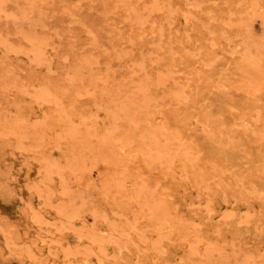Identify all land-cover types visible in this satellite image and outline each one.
I'll list each match as a JSON object with an SVG mask.
<instances>
[{
	"label": "rangeland",
	"instance_id": "rangeland-1",
	"mask_svg": "<svg viewBox=\"0 0 264 264\" xmlns=\"http://www.w3.org/2000/svg\"><path fill=\"white\" fill-rule=\"evenodd\" d=\"M0 6L1 126L15 122L32 130L26 139L37 141L19 144L0 126V264H32L23 254L30 242L45 264H264V90L248 91L235 67L250 50L264 67V0H3ZM33 35L44 43L40 56L32 50ZM139 86L147 106L128 105L141 127L177 132L190 151L182 167L177 159L168 166L139 154L127 140L130 125L106 120L113 101ZM39 87L56 103L32 99ZM58 111L73 122L80 118L74 124L81 133L68 142L54 137L65 125ZM108 125L123 144L125 169L109 179L104 167L85 181L81 165L66 159L91 153L93 131L101 135ZM86 131L90 138L80 142ZM53 141H63L56 146L65 152L76 149V156L67 152L74 159ZM47 157L69 167L63 163L57 177L62 169H46ZM133 179L152 185L169 206L174 228L160 232L140 217L125 195ZM65 187L77 196L72 223L58 212L74 197ZM132 219L139 225L128 244L116 242L111 227L125 228ZM89 232L102 240L91 242Z\"/></svg>",
	"mask_w": 264,
	"mask_h": 264
},
{
	"label": "bare ground",
	"instance_id": "bare-ground-1",
	"mask_svg": "<svg viewBox=\"0 0 264 264\" xmlns=\"http://www.w3.org/2000/svg\"><path fill=\"white\" fill-rule=\"evenodd\" d=\"M35 1V0H34ZM2 2H3V0H0V3L2 4ZM79 2V1H78ZM106 2V1H105ZM113 2H115V1H113ZM160 3V2H159ZM30 5V6H29ZM105 5V4H104ZM103 5V6H104ZM21 6V5H20ZM28 6L29 7H32L33 6V4H28ZM122 6V5H121ZM127 6V5H126ZM1 7V6H0ZM124 7V6H123ZM64 9V8H63ZM114 9H115V6H114ZM127 9L129 10V8L127 7ZM30 10V9H29ZM93 10V9H92ZM150 10H152V9H150ZM36 13V12H35ZM16 14V13H15ZM116 14V13H115ZM41 15V14H40ZM16 16V15H15ZM39 18V17H38ZM41 18V17H40ZM118 18V17H117ZM123 18V17H122ZM112 19V18H111ZM42 20V19H41ZM134 22H135V20H134ZM13 24V23H12ZM82 24V23H81ZM14 25V24H13ZM43 26V25H42ZM113 26V25H112ZM141 26V25H140ZM28 27V26H27ZM47 27V26H46ZM45 27V28H46ZM7 28V27H6ZM42 28V27H41ZM19 30H20V28H19ZM18 30V31H19ZM161 30V29H160ZM48 31V30H47ZM25 32V31H24ZM45 33V32H44ZM17 34V33H16ZM45 35V34H44ZM2 36V35H1ZM35 35H33V37L32 38H30V41H31V43H32V46H33V49L32 50H34L35 51V53L37 54V55H39L40 56V54H41V52L44 50V48H43V46H42V44H44V43H40V42H42V40H41V38H37V36H35ZM6 37V36H5ZM4 37V38H5ZM43 37V36H42ZM2 38V37H1ZM47 39V38H46ZM40 42H39V41ZM9 42V41H8ZM2 43V42H1ZM10 43V42H9ZM47 44V43H46ZM167 45V44H166ZM253 45V44H252ZM238 46V45H237ZM246 46V45H245ZM5 47V46H4ZM243 47H244V45H243ZM242 47V49L243 50H245L244 48ZM7 48H9V47H7ZM20 48V47H19ZM248 48H250V46L248 45ZM6 49V48H5ZM257 50V49H256ZM8 51V50H7ZM252 50H250L249 52H245L244 53V55H243V53H242V58L240 57V59H239V61L237 62V64L235 65V67L237 66V69H238V71H239V73H240V80H241V82L245 85V87L247 88V90L248 91H250V92H254V91H258L257 93H260V90L262 91V90H264V67H260V66H262V65H260L259 64V61L257 60V59H255V57H253V55L250 53ZM17 52V51H16ZM238 52V51H237ZM32 53V52H31ZM85 53V52H84ZM253 53V52H252ZM90 54V53H89ZM238 54V53H237ZM256 54H257V52H256ZM82 56V55H81ZM80 56V57H81ZM89 56V55H88ZM239 56V55H238ZM237 56V57H238ZM43 57V56H42ZM83 57H85V55H83ZM94 57V56H93ZM96 57V56H95ZM6 58V57H5ZM33 58V57H32ZM92 58V57H91ZM78 59V58H77ZM90 59V58H89ZM88 59V60H89ZM237 59V58H236ZM4 60V59H3ZM43 60V59H42ZM47 60V59H46ZM98 60V59H97ZM6 61V60H5ZM93 61V60H92ZM179 61V60H178ZM41 62V61H40ZM83 62V61H82ZM96 62V61H95ZM90 63H92V62H90ZM34 64H36V63H34ZM34 64H33V66H34ZM41 64V63H40ZM27 65V64H26ZM44 65V64H43ZM96 65V64H95ZM99 65H101V64H99ZM79 66V65H78ZM11 67V66H10ZM46 67V66H45ZM114 67V66H113ZM74 68V67H73ZM105 68V67H104ZM234 68V67H233ZM68 69V68H67ZM114 69V68H113ZM235 69V68H234ZM236 69V70H237ZM19 71V70H18ZM3 72V71H2ZM8 72V71H7ZM12 72V71H11ZM71 72V71H70ZM181 72V71H180ZM66 73V72H65ZM1 74V73H0ZM9 74V73H8ZM13 74V73H12ZM17 74H18V72H17ZM89 74H90V72H89ZM91 74H93V73H91ZM96 74V73H95ZM94 74V75H95ZM102 74V73H101ZM134 74V73H133ZM6 75V74H5ZM14 75V74H13ZM19 75V74H18ZM79 75H81V74H79ZM2 76V75H1ZM78 76V75H77ZM85 76V75H84ZM89 76V75H88ZM129 76L131 77V74H129ZM239 76V75H238ZM5 77H7V76H5ZM4 77V78H5ZM16 77V76H15ZM80 77V76H79ZM8 78V77H7ZM13 78V77H12ZM103 78V77H102ZM146 78V77H145ZM14 79V78H13ZM16 79H18V78H16ZM47 79V78H46ZM76 79V78H75ZM79 79V78H78ZM82 79V78H81ZM94 79V78H93ZM113 79V78H112ZM140 79V78H139ZM3 80V79H2ZM8 80H9V78H8ZM24 80V79H23ZM18 81V80H17ZM20 81V80H19ZM60 81V80H59ZM123 81V80H122ZM152 81V80H151ZM187 81V80H186ZM7 82V81H6ZM106 82V81H105ZM137 81H135V83H136ZM153 82V81H152ZM233 82V81H232ZM240 82V81H239ZM2 83V82H1ZM13 83V82H12ZM23 83V82H22ZM71 83H72V81H71ZM120 83H122V82H120ZM125 83V82H124ZM241 83V84H242ZM14 84V83H13ZM163 84V83H162ZM7 85V84H6ZM39 85H40V83H39ZM140 85V84H139ZM144 85H147V84H144ZM239 85H240V83H239ZM15 86V85H14ZM38 86V85H37ZM42 86V85H41ZM44 86V85H43ZM67 86V85H66ZM122 86H124V85H122ZM242 86V85H241ZM7 87V86H6ZM10 87V86H9ZM29 87V86H28ZM46 87V86H45ZM64 87V86H63ZM74 87V86H73ZM124 87H126V86H124ZM144 87V86H143ZM225 86H223V88H224ZM237 87H238V85H237ZM11 88V87H10ZM13 88V87H12ZM20 88V87H19ZM18 88V89H19ZM43 88V87H42ZM61 88V87H60ZM88 88V87H87ZM15 89H16V87H15ZM39 89H41L40 87H39ZM101 89V88H100ZM119 89V88H118ZM134 89V88H133ZM188 89H189V87H188ZM10 90V89H9ZM48 90V89H47ZM47 90H37V91H35V94H34V96H32V99H33V97L36 99L37 98V100H40V101H47V102H54V103H56V101H55V99H54V97L51 95V93L50 92H48ZM82 90V89H81ZM84 90H85V87H84ZM97 90H98V88H97ZM103 90V89H102ZM17 91V90H16ZM34 91V90H33ZM33 91H32V93H33ZM31 92V91H30ZM90 92V91H89ZM123 92V91H122ZM262 92H264V91H262ZM15 93V92H14ZM56 93V92H55ZM255 93V92H254ZM256 93V94H257ZM16 94H18V93H16ZM20 94V93H19ZM22 94V93H21ZM26 94V93H25ZM150 94V93H149ZM261 94V93H260ZM1 95V94H0ZM55 95V94H54ZM58 95H59V93H58ZM250 95V94H249ZM57 96V95H56ZM110 96V95H109ZM166 96V95H165ZM112 97V96H111ZM122 100H119V99H117V100H114L113 101V103H112V105L110 106V109L111 110H109V107L106 109L107 111L109 110V113H110V116H108V119H106V120H110L111 119V121H109V122H111L112 123V121L114 122L116 119H118V118H121V120L123 119V121L122 122H124V120H125V122L126 123H128L129 125H130V130L129 129H127L129 132H128V134H127V140L129 141V143H131V142H135V144H136V146H137V148L139 149V154H141V153H145V154H149L150 156H152V158H153V161H159V162H161L162 160H164L165 162L164 163H166L168 166H171L173 163H174V161L177 159V161H178V163H179V165L181 164V167H182V165H185L186 163H187V161L190 159V157H189V152L190 151H188V147H187V145L185 144V142H183L181 139H179V138H177V137H179V136H177V132H176V135L175 136H177V137H175L174 135H168L165 131H164V129H162V127H158V128H155V127H151V123L150 124H148V125H144V127L142 126H140L141 124H139V117L136 115V114H134V112H133V109H131V107L128 105V103H130L131 104V102H133L132 104H134V103H136L135 105H137L138 106V109L139 108H141V107H143V106H147V104H148V101H149V99H148V101H147V94H146V91L144 90V88H142V87H140L139 86V89L138 90H132V91H127V92H125V93H123L122 94ZM253 97V96H252ZM58 98V97H57ZM113 98V97H112ZM152 98V97H151ZM254 98V97H253ZM31 99V98H30ZM110 99V98H109ZM254 99H252L251 101H253ZM259 100V99H258ZM36 101V100H35ZM153 101V100H152ZM184 101V100H183ZM255 101V100H254ZM256 101H257V99H256ZM262 101V100H261ZM39 102V101H38ZM33 103V102H32ZM58 103V102H57ZM253 103V102H252ZM251 103V104H252ZM259 103V102H258ZM255 103H253V105H254ZM104 105V104H103ZM134 105V106H135ZM176 105V104H175ZM259 105V104H258ZM262 105V104H261ZM4 106V105H3ZM107 106H109V105H107ZM106 106V107H107ZM149 106V105H148ZM186 106V105H185ZM245 106V105H244ZM262 106H264V105H262ZM130 107V108H129ZM251 107H252V105H251ZM259 108H260V106H259ZM141 109H145V108H141ZM193 109V108H192ZM256 109V108H255ZM262 109H264V108H262ZM261 109V110H262ZM140 110V109H139ZM148 111V110H147ZM169 111V110H168ZM245 111V110H244ZM247 111H249V109L247 110ZM255 111V110H254ZM59 112V111H58ZM68 112H70V111H68ZM140 112V111H139ZM60 114H61V112H59ZM58 113V114H59ZM66 113V112H65ZM105 113V112H104ZM107 113V112H106ZM105 113V114H106ZM136 113V112H135ZM257 113V112H256ZM47 114H48V112H47ZM59 114V115H60ZM142 114V113H141ZM153 114V113H152ZM65 115H67V114H65ZM107 115H108V113H107ZM145 115V114H144ZM261 115V114H260ZM51 116V115H50ZM84 116V115H83ZM142 116H143V114H142ZM146 116H148V114L146 115ZM256 116V115H255ZM56 117H60V119L65 123V125H63V131L62 130H60V132H62V134L61 133H59V131H57L56 133V135H54V137L56 138V139H63L62 137H63V135H64V137H65V139L64 140H66V137H68L67 139H70L71 137V135L70 134H72V133H74L75 132V134H76V132H79V133H81V131H78V129L80 130V126H79V128L77 127L76 128V125L79 123L78 122V120L80 119H78V120H76V119H74V120H76L77 121V124H74V122L76 123V121H74L73 122V120L71 119V118H68L67 116H62V114L60 115V116H58V115H56ZM84 117H86V116H84ZM101 117H102V115H101ZM109 117H111V118H109ZM53 118V117H52ZM82 118V117H81ZM71 119V120H70ZM145 119H147V122H148V118H145ZM143 120V121H145L144 123L146 124V120ZM11 120V119H10ZM57 120H59V119H57ZM60 120V121H61ZM119 120V119H118ZM246 120V119H245ZM2 120L0 119V122H1ZM17 121V120H16ZM72 121V122H71ZM142 121V120H141ZM219 121V120H218ZM231 121V120H230ZM262 121H264V120H262ZM8 122V121H7ZM20 122V121H19ZM81 122V121H80ZM83 122V121H82ZM91 122V121H90ZM116 122V121H115ZM244 122V121H243ZM9 123V125H7V127L6 126H1L2 125V122H1V124H0V126H1V128L2 129H5V127L7 128V129H10L11 131H12V133H14L17 137H18V140H19V144H23V143H25L26 144V142H23V140H25L26 138L25 137H28V135H29V133L28 132H31L32 130H29V129H27V130H29V131H27V132H25L24 130H23V126L22 125H19V124H17V123H15V122H8ZM34 123V122H33ZM110 123V126H112L113 125V123L111 124ZM249 123V122H248ZM21 124V123H20ZM30 124V123H29ZM74 124V125H73ZM95 124V123H94ZM107 124H109L108 123V121H107ZM127 124V125H128ZM161 124V123H160ZM203 124V123H202ZM36 125V124H35ZM58 125V124H57ZM85 125V124H84ZM115 125V124H114ZM241 125H243V124H241ZM245 125V124H244ZM247 125V124H246ZM245 125V126H246ZM109 126V125H108ZM108 126H106V128L107 129H104V131H103V133L100 135V133H95V131H93V133H92V135H99V136H95V137H92V138H90V136L87 138V136L89 135V132H85L84 133V136H86V138L85 137H83L84 139L83 140H80V142H82V141H85L86 139L88 140L89 138H90V140H91V143H87V144H89V145H87L89 148H90V151H89V149H87L89 152H91V153H88L87 152V150H86V153H88V154H86V153H82V155L83 154H86V157H82L81 158V156H79L78 155V157L77 158H81V160H79L78 159V161H77V159H74V157H72V156H70V154L72 153V152H74V151H76V145L75 146H73V148L75 149L74 151H72V150H70L69 151V148L68 147H66V148H68V149H66V150H68V151H66L65 152V147L62 149V148H59L58 146H60V143L61 144H63V141H59L60 143H58L57 144V142H56V144L58 145V146H56V144H55V138H54V140L55 141H53L54 142V147H56L57 149L59 148V152L61 153L63 150V153L62 154H64V153H66V154H64L65 156H70V157H72V159H74V160H68V158L65 160L64 158H65V156L64 155H60V153H59V156H61V157H64L63 159L66 161V163H67V165H70L72 162H74L75 160H76V163L78 162L80 165H81V167H78V169L80 168L81 170H80V172L79 173H81V171L83 170V172H82V174H84L85 175V181H86V179L87 178H89L90 177V175H93L94 174V171L96 170V172L99 170V169H101V168H106V170L108 169V171H107V174L106 173H101L102 175H106L105 177L106 178H108L109 177V179H110V177L111 176H114L116 173H117V171L119 170V171H121V170H124L125 168V166H126V164H123V162H124V160H123V158H122V151H123V149L122 148H124L123 147V144H122V142H121V144H119V141H118V136H117V134H116V132H115V130H113V127H110L109 126V128H108ZM146 126V127H145ZM23 127V128H22ZM48 127V126H47ZM138 127H140V129L138 130L137 128ZM62 128V127H61ZM64 128H65V130H64ZM87 128V127H86ZM85 128V129H86ZM111 128V129H110ZM167 128H168V125H167ZM76 129H77V131H76ZM95 129V128H94ZM1 130V129H0ZM6 131V130H5ZM65 131V132H64ZM169 131H170V129H169ZM226 131V130H225ZM244 131V130H243ZM32 133V132H31ZM36 133V132H35ZM64 133V134H63ZM86 133H88V134H86ZM91 133V132H90ZM34 134V133H33ZM180 133H178V135H179ZM258 134V133H257ZM31 135V134H30ZM193 135V134H192ZM31 136H33V137H35L36 138V136H34V135H31ZM61 136V137H60ZM77 136V135H76ZM121 136V135H120ZM126 136V135H125ZM32 137V138H33ZM82 137V136H81ZM124 137V136H123ZM259 137V136H258ZM31 137L30 138H27V139H31L32 141H33V139H35V138H33L32 139ZM38 138H39V136H38ZM77 138V137H76ZM126 138V137H125ZM125 138H123V139H125ZM26 139V140H27ZM77 139H79V136H78V138ZM82 139V138H81ZM262 139V138H261ZM260 139V140H261ZM89 140V141H90ZM254 140V139H253ZM73 141V140H72ZM34 143H36L35 141H33ZM66 142H68L67 140H66ZM77 142V141H76ZM75 142V143H76ZM87 142V141H86ZM126 142V141H125ZM187 142V141H186ZM189 142V141H188ZM252 142V141H251ZM78 143V142H77ZM242 143V142H241ZM48 144V143H47ZM81 144V143H80ZM64 145V144H63ZM83 145L85 146L86 144L85 143H83ZM224 145V144H223ZM72 146V145H71ZM87 146H86V148H87ZM127 146H128V144H127ZM33 147V146H32ZM63 147V146H62ZM131 147H133V145L131 146ZM22 148V147H21ZM55 148V149H56ZM78 148H79V145H78ZM78 148H77V150H78ZM62 149V150H61ZM80 149V148H79ZM85 151V148H82V150L80 149L79 151ZM35 151V150H34ZM72 151V152H71ZM127 151V150H126ZM129 151H131V150H129ZM128 151V152H129ZM133 151H135L134 149H133ZM132 151V153H134ZM67 152H71L69 155H67ZM78 152V151H77ZM122 152V153H121ZM128 152H127V154H128ZM138 152V151H137ZM141 152V153H140ZM130 153V152H129ZM77 154V153H76ZM76 154H75V152H74V154L73 155H75L76 156ZM78 154H79V152H78ZM43 156V155H42ZM45 156V155H44ZM83 156H85V155H83ZM33 157V156H32ZM51 157V156H50ZM49 157V158H50ZM61 157H59V158H55V159H60V160H63V159H61ZM69 157V159H71ZM131 157V156H130ZM192 157V156H191ZM42 158H44V157H42ZM41 158V159H42ZM53 158V157H52ZM126 158H127V156H126ZM152 158H150L151 160H152ZM149 159V158H148ZM192 159V158H191ZM40 160V159H39ZM65 161H60V162H62V165H64L65 164ZM194 161V160H193ZM192 161V162H193ZM145 162V161H144ZM40 163H42L41 161H40ZM64 163V164H63ZM77 163V164H78ZM44 164V163H43ZM147 164H149V162L147 163ZM58 165H60V163L58 162V163H56L55 161H53V160H49L48 159V157H47V160H46V169H47V167L51 170V169H55V170H53V172L54 171H56V169H58L59 167H61V166H58ZM66 165V164H65ZM66 165V167H69V166H67ZM82 167H83V169H82ZM61 169H62V167H61ZM69 169L70 168H67V171H69ZM72 170H71V172L70 173H72L73 171H76V168L75 169H73V167L71 168ZM168 169V168H167ZM180 169H182V168H180ZM202 169V168H201ZM183 170V169H182ZM45 171V170H44ZM58 171V170H57ZM60 171V170H59ZM59 171H58V174H59ZM62 171H64L63 169L60 171V174L58 175L57 174V177H59L60 175H62L61 174V172ZM101 171H104L103 169H101ZM195 171V170H194ZM48 172V171H47ZM137 172V171H136ZM55 173V172H54ZM53 173V174H54ZM76 173V172H75ZM74 173V174H75ZM131 173V172H130ZM183 173V172H182ZM194 173V172H193ZM41 174V173H40ZM48 174V173H47ZM52 174V175H53ZM73 173H72V175H74ZM81 174V175H82ZM126 174V173H125ZM132 174V173H131ZM146 174V173H145ZM55 175V174H54ZM80 175V174H79ZM80 175V176H81ZM163 175V174H162ZM218 175V174H217ZM65 176V175H64ZM77 176H78V172H77ZM83 176V175H82ZM137 176V175H136ZM52 177V176H51ZM72 177V176H71ZM95 177H96V175H95ZM94 177V178H95ZM132 177V176H131ZM139 177H140V175H139ZM138 177V178H139ZM192 177V176H191ZM46 178H48V177H46ZM61 178V177H60ZM65 178H67V177H65ZM93 178V179H94ZM98 177H96V179H97ZM210 178V177H209ZM225 178V177H224ZM62 179V178H61ZM60 179V181H62ZM73 179H74V177H73ZM81 179H83V177L81 178ZM91 180V181H94V180ZM188 179V178H187ZM59 180V179H58ZM77 180H78V185L81 183L82 184V181H80V183H79V178L77 177ZM89 180V179H88ZM104 179H101L100 181L101 182H103V183H106V182H104L103 181ZM134 180V179H133ZM44 181V180H43ZM64 181H65V179H64ZM90 181V182H91ZM99 181V182H100ZM134 181H136V180H134ZM88 182V181H87ZM119 182V181H118ZM117 182V183H118ZM148 182H150V181H148ZM157 182V181H156ZM189 182V181H188ZM50 183V182H49ZM59 183V182H58ZM66 183V182H65ZM74 183V182H73ZM84 183V182H83ZM120 183V182H119ZM134 183V182H133ZM151 183V182H150ZM149 183V184H150ZM154 183H155V181H154ZM158 183V182H157ZM202 183V182H201ZM61 184H63V183H61L60 182V185H58L59 187H61V186H63L64 187V185H61ZM67 185H65L66 187L68 186V183H66ZM87 184V183H86ZM151 184H153V182L151 183ZM156 184V183H155ZM75 185V184H74ZM91 186V184L89 183L88 184V187H90ZM101 185V184H100ZM102 185H105L106 186V184H102ZM101 185V186H102ZM107 185H109V184H107ZM114 185V184H113ZM118 185V184H117ZM122 185V184H121ZM120 185V186H121ZM73 186V185H72ZM80 186V185H79ZM119 186V188L117 189V190H119L121 187ZM151 186L152 185H148V183H146V181L144 180H142V179H140V180H138L137 179V181H136V183H135V185L133 186L132 185V187L130 186V188L128 189L129 191H127V192H125V195H127L128 196V198H127V200L130 202L131 201V203H133L132 205H134L136 208H135V210L139 213V215H141L140 217H142V216H144V217H146L148 220H149V222L151 223V225L154 227V228H156L157 230H159L160 232H161V230H164V231H168V230H170V229H172V228H174V225H175V221L176 220H174V217H173V214H172V212L170 211V208H169V206H167L166 204H165V202L160 198V196H159V194L156 192V190L154 191V190H152V188H151ZM155 186L156 185H154V188H155ZM157 186H159V185H157ZM65 187V188H66ZM86 189H87V187L86 186H84ZM122 187H124V186H122ZM80 188V187H79ZM117 188V187H116ZM132 188V189H131ZM61 189H63V188H61ZM67 189H69V190H71L70 189V187L69 188H66V191H67ZM77 189V188H76ZM82 189V188H81ZM158 189H159V187H158ZM73 190V189H72ZM71 190V191H72ZM160 190H161V188H160ZM64 191V190H63ZM71 191H69L70 193V195L71 194H74V197L73 196H69L70 198L68 199V201H66V203L64 202V204H61L59 207H58V212L61 214V215H63L64 217H65V220H66V222H68V223H72L73 222V218L74 217H76L77 215H78V210H77V206L75 207V202H74V200H76V195H75V193L72 191V193H71ZM78 191V190H77ZM103 191V190H102ZM114 191V190H113ZM68 192V191H67ZM159 192H161V191H159ZM79 193V192H78ZM119 193V192H118ZM260 193V192H259ZM258 193V194H259ZM262 193V192H261ZM65 194V193H64ZM63 194V195H64ZM81 194V193H80ZM116 194V193H115ZM252 194V193H251ZM79 195V194H78ZM100 196V195H99ZM121 196H123V195H121ZM66 197V196H65ZM78 197H80V196H78ZM64 198V197H63ZM75 198V199H74ZM81 198L82 197H80V201H82L81 200ZM74 199V200H73ZM110 199V198H109ZM78 200H79V198H78ZM120 201H122V200H120ZM170 201V200H169ZM189 202V201H188ZM79 203V202H78ZM125 203H127V201L125 202ZM110 204V203H109ZM128 204H130V203H128ZM174 211V210H173ZM136 212V213H137ZM99 214V213H98ZM95 215H97V213L95 214ZM101 215V214H100ZM103 217V216H102ZM120 217V216H119ZM139 217V218H140ZM145 218V219H146ZM144 219V220H145ZM109 220V219H108ZM133 220V219H132ZM134 221V220H133ZM114 222V221H113ZM179 222V221H178ZM112 224V223H111ZM110 224V225H111ZM126 224V226H125V228H121V227H119V226H112L111 227V229H110V233L116 238V242H118V243H120V242H122V241H124V242H126L127 243V241H128V237H130V235H132L131 233H130V231L131 230H133L134 228H136V226L137 225H139V224H137L136 225V221H134V222H129L128 224L127 223H125ZM184 224V223H183ZM122 225V224H121ZM184 225H186V224H184ZM62 226V225H61ZM53 227V226H52ZM179 227V226H178ZM150 229V228H149ZM109 230V229H108ZM41 231V230H40ZM55 232V231H54ZM134 232V231H133ZM188 232H189V230H188ZM41 233V232H40ZM166 233V232H165ZM177 233V232H176ZM110 234V235H111ZM152 234V233H151ZM84 235H86V234H84ZM96 235V234H95ZM56 236V235H55ZM109 236V235H108ZM138 236V235H137ZM160 236V235H159ZM87 237H88V239L91 241V242H94V241H101L102 239L101 238H95V236H94V234L93 233H87ZM97 237V236H96ZM110 238V237H109ZM142 238H144V234L142 235V234H140V239H142ZM139 239V240H140ZM33 240V239H32ZM37 240H39L38 238H37ZM151 240H152V238H151ZM36 241V240H35ZM40 241V240H39ZM40 244V243H39ZM128 244V243H127ZM132 245V244H131ZM160 245V244H159ZM41 246V245H40ZM39 246V247H40ZM69 249V248H68ZM125 249V248H124ZM41 251V250H40ZM19 252V251H18ZM23 254H24V257H26L32 264H45L44 262V258H43V254H42V252H39V250H37L36 248H35V246L33 245V244H31V242L30 243H28L25 247H24V250H23ZM88 254V253H87ZM119 254V253H118ZM203 256V255H202ZM201 256V257H202ZM118 257V256H117ZM221 258V257H220ZM222 259V258H221ZM212 262V261H211ZM238 264V263H237ZM251 264V263H250Z\"/></svg>",
	"mask_w": 264,
	"mask_h": 264
}]
</instances>
